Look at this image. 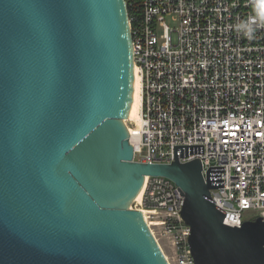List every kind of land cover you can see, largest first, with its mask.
I'll return each instance as SVG.
<instances>
[{
    "label": "water",
    "instance_id": "obj_1",
    "mask_svg": "<svg viewBox=\"0 0 264 264\" xmlns=\"http://www.w3.org/2000/svg\"><path fill=\"white\" fill-rule=\"evenodd\" d=\"M126 0H0V264H171L133 203L185 195L196 264H264V218L223 223L199 159L133 162Z\"/></svg>",
    "mask_w": 264,
    "mask_h": 264
},
{
    "label": "built area",
    "instance_id": "obj_2",
    "mask_svg": "<svg viewBox=\"0 0 264 264\" xmlns=\"http://www.w3.org/2000/svg\"><path fill=\"white\" fill-rule=\"evenodd\" d=\"M126 3L142 85L140 114L126 119L133 162L199 159L224 224L264 218V29L247 40L234 28L253 0ZM134 204L168 239L171 264H196L175 181L147 175Z\"/></svg>",
    "mask_w": 264,
    "mask_h": 264
},
{
    "label": "clouds",
    "instance_id": "obj_3",
    "mask_svg": "<svg viewBox=\"0 0 264 264\" xmlns=\"http://www.w3.org/2000/svg\"><path fill=\"white\" fill-rule=\"evenodd\" d=\"M253 15L240 20L235 26V31L247 40L255 38L259 29H264V0H253Z\"/></svg>",
    "mask_w": 264,
    "mask_h": 264
},
{
    "label": "bare ground",
    "instance_id": "obj_4",
    "mask_svg": "<svg viewBox=\"0 0 264 264\" xmlns=\"http://www.w3.org/2000/svg\"><path fill=\"white\" fill-rule=\"evenodd\" d=\"M141 103H142L141 77H140V74L138 72H135L134 98H133V103H132V108H131V113H130L131 119L138 118V116L140 114ZM142 196H143V190L140 192V194L138 195L136 200L138 202H140ZM139 210H141L144 213V216H148L147 211H145V209L143 207H140Z\"/></svg>",
    "mask_w": 264,
    "mask_h": 264
},
{
    "label": "rangeland",
    "instance_id": "obj_5",
    "mask_svg": "<svg viewBox=\"0 0 264 264\" xmlns=\"http://www.w3.org/2000/svg\"><path fill=\"white\" fill-rule=\"evenodd\" d=\"M141 205L137 204V206L133 203V208H138L140 209ZM149 222L151 224V227L153 228L156 237L158 238L164 252L166 253V255L171 257V252L169 250V243H168V239L166 237L163 236L161 229L159 227H157L154 223L153 220L150 218Z\"/></svg>",
    "mask_w": 264,
    "mask_h": 264
}]
</instances>
